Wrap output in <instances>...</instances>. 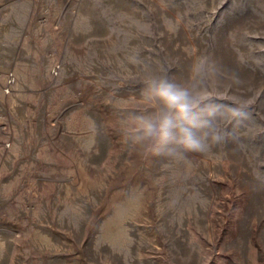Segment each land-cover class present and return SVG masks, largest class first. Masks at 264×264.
Masks as SVG:
<instances>
[{"label":"rangeland","instance_id":"374dc122","mask_svg":"<svg viewBox=\"0 0 264 264\" xmlns=\"http://www.w3.org/2000/svg\"><path fill=\"white\" fill-rule=\"evenodd\" d=\"M21 9L0 30V264H264V0ZM159 78L242 115L201 152L137 141Z\"/></svg>","mask_w":264,"mask_h":264},{"label":"clouds","instance_id":"9594fccd","mask_svg":"<svg viewBox=\"0 0 264 264\" xmlns=\"http://www.w3.org/2000/svg\"><path fill=\"white\" fill-rule=\"evenodd\" d=\"M146 91L157 110L135 117L138 127L134 139H155L169 153L178 149L201 152L210 133L213 140H219L214 121L223 117L225 108L233 119L242 115L239 108L224 101H199L189 88L167 78L153 79Z\"/></svg>","mask_w":264,"mask_h":264},{"label":"crops","instance_id":"0c3cea01","mask_svg":"<svg viewBox=\"0 0 264 264\" xmlns=\"http://www.w3.org/2000/svg\"><path fill=\"white\" fill-rule=\"evenodd\" d=\"M26 0H0V30L6 28L7 22H9L8 15L12 14H20L21 16L25 15L23 9L19 11V8H24ZM24 19L22 18V21ZM23 38L27 36L26 32H23L21 35ZM5 36L0 32V40L3 39Z\"/></svg>","mask_w":264,"mask_h":264}]
</instances>
